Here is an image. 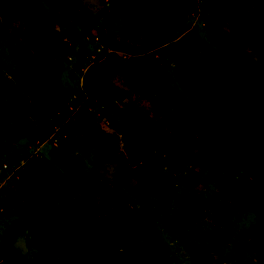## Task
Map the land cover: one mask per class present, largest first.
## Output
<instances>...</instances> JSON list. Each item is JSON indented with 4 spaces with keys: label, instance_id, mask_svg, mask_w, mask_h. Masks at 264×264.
Returning <instances> with one entry per match:
<instances>
[{
    "label": "rangeland",
    "instance_id": "rangeland-1",
    "mask_svg": "<svg viewBox=\"0 0 264 264\" xmlns=\"http://www.w3.org/2000/svg\"><path fill=\"white\" fill-rule=\"evenodd\" d=\"M5 1L19 14L0 13V264H115L132 240L131 264H196L195 246L210 264H264L250 247L264 231V129L230 154L182 137L177 173L159 182L175 129L224 136L264 102V64L248 44L264 30V0H167L174 8L137 53L121 50L140 43L108 16L114 6L104 12L108 0H32L30 14L62 35ZM136 1L149 0L117 4ZM39 50L53 58L42 63ZM20 118L29 123L12 142ZM50 175L49 223L13 227ZM72 232L82 247H68Z\"/></svg>",
    "mask_w": 264,
    "mask_h": 264
},
{
    "label": "trees",
    "instance_id": "trees-1",
    "mask_svg": "<svg viewBox=\"0 0 264 264\" xmlns=\"http://www.w3.org/2000/svg\"><path fill=\"white\" fill-rule=\"evenodd\" d=\"M26 9V14L22 17L24 20H34L39 25L44 26L51 33L56 35H62L64 32L56 27L49 25L46 21L37 16L30 14L32 0H20ZM0 6V13L9 14L12 17L19 14V10L13 6L10 2L5 1ZM174 8V3L167 0H149L141 3L136 1L134 3H119L108 11V16L115 20L122 18L127 20L126 30L134 40H138L140 45L137 47L130 45H122L120 48L123 51H129L130 53H137L141 49V45L149 40L155 32H157L163 22L165 14ZM248 44L252 48L254 54L264 64V30L258 33L252 34L248 38ZM36 57L42 62L47 63L53 57L45 50H39L36 52ZM180 67L191 77V79L197 84L201 85L204 79L202 73L195 71L187 59H183L179 62ZM97 100L106 101L108 96H95ZM29 123L27 118H20L17 122L10 127L7 134L9 140L12 142L17 141L23 137V125ZM264 129V102L259 104L256 108L248 113V116L242 122H234L228 132L224 136H218L215 133L201 127L193 126L175 129L173 131L174 136L169 144V174L163 181H159L161 185H164L171 174L177 173L176 159L173 154L172 148L177 145L182 137L199 135L202 136L208 143L223 154H230L236 148L246 145L255 133ZM153 170V169H152ZM155 176L157 174L152 172ZM47 182L50 184L44 199L39 204L38 208L28 212L23 221H15L12 223L13 227L23 226L32 229H38L49 223L51 209L49 206V199L54 194L56 187L54 184V176L50 175L47 178ZM84 244V238L81 233L72 232L68 237L67 245L70 249L80 248ZM136 241L132 240L123 249H119L116 254L115 264H131L127 259L132 254ZM251 248L257 250L264 256V231L257 238V240L251 244ZM5 250L0 246V258L4 257ZM190 259L196 264H210L212 255L203 246H195L190 252Z\"/></svg>",
    "mask_w": 264,
    "mask_h": 264
},
{
    "label": "water",
    "instance_id": "water-1",
    "mask_svg": "<svg viewBox=\"0 0 264 264\" xmlns=\"http://www.w3.org/2000/svg\"><path fill=\"white\" fill-rule=\"evenodd\" d=\"M119 2V0H108L107 4L104 6L103 10L104 12L108 9V8H112L113 6H115L117 3Z\"/></svg>",
    "mask_w": 264,
    "mask_h": 264
},
{
    "label": "built area",
    "instance_id": "built-area-1",
    "mask_svg": "<svg viewBox=\"0 0 264 264\" xmlns=\"http://www.w3.org/2000/svg\"><path fill=\"white\" fill-rule=\"evenodd\" d=\"M5 165L3 164V167H4Z\"/></svg>",
    "mask_w": 264,
    "mask_h": 264
},
{
    "label": "crops",
    "instance_id": "crops-1",
    "mask_svg": "<svg viewBox=\"0 0 264 264\" xmlns=\"http://www.w3.org/2000/svg\"><path fill=\"white\" fill-rule=\"evenodd\" d=\"M19 167V166H18Z\"/></svg>",
    "mask_w": 264,
    "mask_h": 264
}]
</instances>
